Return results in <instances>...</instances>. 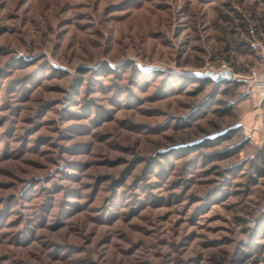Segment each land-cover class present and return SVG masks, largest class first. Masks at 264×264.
Instances as JSON below:
<instances>
[{
	"label": "rangeland",
	"instance_id": "rangeland-1",
	"mask_svg": "<svg viewBox=\"0 0 264 264\" xmlns=\"http://www.w3.org/2000/svg\"><path fill=\"white\" fill-rule=\"evenodd\" d=\"M263 65L264 0H0V264H264Z\"/></svg>",
	"mask_w": 264,
	"mask_h": 264
},
{
	"label": "built area",
	"instance_id": "built-area-1",
	"mask_svg": "<svg viewBox=\"0 0 264 264\" xmlns=\"http://www.w3.org/2000/svg\"><path fill=\"white\" fill-rule=\"evenodd\" d=\"M246 82L253 89L255 95L260 100L264 99V65L258 71H253L250 75L245 78Z\"/></svg>",
	"mask_w": 264,
	"mask_h": 264
},
{
	"label": "water",
	"instance_id": "water-1",
	"mask_svg": "<svg viewBox=\"0 0 264 264\" xmlns=\"http://www.w3.org/2000/svg\"><path fill=\"white\" fill-rule=\"evenodd\" d=\"M198 75L211 77L215 81L232 80L234 74L231 70L225 68L220 71L206 70L205 72H197Z\"/></svg>",
	"mask_w": 264,
	"mask_h": 264
},
{
	"label": "trees",
	"instance_id": "trees-1",
	"mask_svg": "<svg viewBox=\"0 0 264 264\" xmlns=\"http://www.w3.org/2000/svg\"><path fill=\"white\" fill-rule=\"evenodd\" d=\"M257 157L260 159L259 163L254 161L251 165L255 168L259 176H264V150H260Z\"/></svg>",
	"mask_w": 264,
	"mask_h": 264
}]
</instances>
